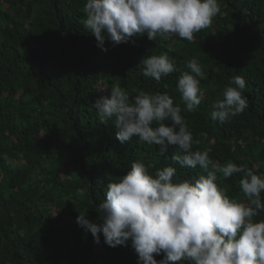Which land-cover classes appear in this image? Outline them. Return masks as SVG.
Returning <instances> with one entry per match:
<instances>
[{
  "label": "trees",
  "instance_id": "obj_1",
  "mask_svg": "<svg viewBox=\"0 0 264 264\" xmlns=\"http://www.w3.org/2000/svg\"><path fill=\"white\" fill-rule=\"evenodd\" d=\"M85 3L0 0V264H137L130 241L113 248L101 234L96 244L77 216L100 223L107 183L133 161L152 164L151 173L172 166L175 182L206 174L173 163L174 153L183 155L177 146L160 155L157 145L137 137L124 144L116 139L115 118L101 121L91 104L117 84L130 97L140 90L167 92L194 141L201 140L193 151L210 150L213 162L246 165L264 177V0H218L219 13L192 41L175 35L149 40L145 33L115 47L105 41L107 51L83 26ZM161 54L177 71L157 82L139 65ZM191 58L204 72L195 112L186 110L177 87ZM235 75L246 81L248 107L223 124L213 121V102L223 99ZM240 179L218 174L217 183L246 202ZM261 219L264 212L254 217Z\"/></svg>",
  "mask_w": 264,
  "mask_h": 264
},
{
  "label": "clouds",
  "instance_id": "obj_2",
  "mask_svg": "<svg viewBox=\"0 0 264 264\" xmlns=\"http://www.w3.org/2000/svg\"><path fill=\"white\" fill-rule=\"evenodd\" d=\"M83 11L87 16L84 28L107 51L105 41L115 47L145 33L149 40L175 35L192 41L194 33L211 25L220 7L218 0H86ZM141 66L142 74L157 82L177 71L167 54L147 56ZM186 67L190 72L181 73L177 87L186 110L195 112L204 97L200 87L204 72L196 58L188 60ZM245 88L242 76L231 77L223 99L213 102L211 119L223 124L243 113L248 107ZM108 93L91 107L101 121L115 118L116 139L121 144L137 137L141 143L157 145L160 155H166L169 146H177L183 155L174 153L173 163L182 168L199 166L206 174L175 182L174 167L151 173L152 164L133 161L125 175L107 183L106 199L98 206L101 222L80 213L78 226L96 244L101 234L113 248L130 241L137 264H264V219L254 220L264 212V177L246 165L213 162L210 150L193 151V143L199 145L201 140L194 141L180 106H174L167 92L140 90L130 97L117 84ZM200 136L207 139L205 132ZM218 174L223 179L239 174L246 202L230 198L218 186ZM161 254L158 261L155 256Z\"/></svg>",
  "mask_w": 264,
  "mask_h": 264
}]
</instances>
